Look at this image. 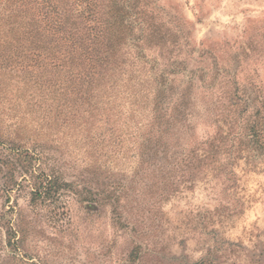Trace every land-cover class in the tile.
<instances>
[{"label":"rangeland","instance_id":"1","mask_svg":"<svg viewBox=\"0 0 264 264\" xmlns=\"http://www.w3.org/2000/svg\"><path fill=\"white\" fill-rule=\"evenodd\" d=\"M117 3L118 124L0 71V264H264V0Z\"/></svg>","mask_w":264,"mask_h":264},{"label":"trees","instance_id":"2","mask_svg":"<svg viewBox=\"0 0 264 264\" xmlns=\"http://www.w3.org/2000/svg\"><path fill=\"white\" fill-rule=\"evenodd\" d=\"M125 20L117 0H0V71L17 81L27 79L25 101L37 110H42L40 96L55 95L54 106L67 115L58 118L60 126H53L57 112L46 115L52 130H81L87 123L98 131L105 124L112 127L120 116L111 108L114 96L108 98L113 91L108 78L111 38L128 28ZM254 128L246 133V150L264 142Z\"/></svg>","mask_w":264,"mask_h":264}]
</instances>
